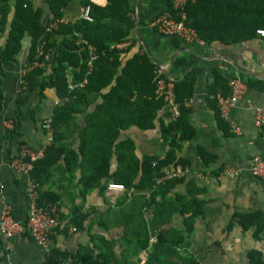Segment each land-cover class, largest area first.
I'll use <instances>...</instances> for the list:
<instances>
[{"label": "trees", "instance_id": "16d2710c", "mask_svg": "<svg viewBox=\"0 0 264 264\" xmlns=\"http://www.w3.org/2000/svg\"><path fill=\"white\" fill-rule=\"evenodd\" d=\"M41 1L47 6L49 23L55 26L45 25L42 9L31 0H0V33L5 34L0 46V112L3 69L15 62L24 38H29L30 47L16 99L17 113L33 94L42 99L51 90L59 100L51 117L52 142L30 175L38 184V203L54 204V198L40 187L60 170L79 172L77 185L82 196L94 190L103 195L109 183L124 187L114 208L97 216V227L109 232L108 237L89 235L88 243L74 253L51 248L45 264H140L141 253L146 255L144 264H175L170 262L173 258L182 264H200L185 257L195 222L203 216L200 191L186 175L157 183L165 172L189 166L178 153L181 144L193 136L186 104L194 97L196 81L177 83L178 117L172 122L166 103L156 94V67L140 53L123 64L128 51L118 46L129 40L134 27L128 0H106L104 8L81 0L83 7H89L91 21L78 18L72 23L62 21L71 0ZM186 9L189 25L207 45L240 44L257 38L256 31L264 29V0H196ZM81 42L93 49L91 69L87 66L90 53ZM84 81L86 84L79 87ZM227 94L226 78L221 80L214 73L205 101L219 121L216 100ZM132 127L144 133L158 127V153L139 155L136 139L126 135ZM113 210L120 220L116 233L109 221ZM72 216L69 223L81 228L86 216ZM173 217L182 219L183 229L164 228L171 225ZM147 219L159 227L154 235ZM235 227L242 233L251 231L253 240L261 241L264 214L234 213L226 231ZM246 257V264H264V248L249 249Z\"/></svg>", "mask_w": 264, "mask_h": 264}, {"label": "crops", "instance_id": "0c3cea01", "mask_svg": "<svg viewBox=\"0 0 264 264\" xmlns=\"http://www.w3.org/2000/svg\"><path fill=\"white\" fill-rule=\"evenodd\" d=\"M92 1L97 6L105 7L106 0ZM128 1L134 27L129 40L122 44V49L128 51L123 56V64L134 54L140 53L166 79L196 81L194 97L186 104L190 111L189 125L193 136L181 144L182 149L178 153L179 157L189 162L186 178L194 180L196 189L200 191L199 198L204 203L203 216L195 222L191 254L203 262L218 260L231 263L240 259L244 262L249 249L264 248V238L255 241L251 231L242 233L235 227L227 232L226 227L234 213L262 211L264 214V179L252 178L248 171L250 159L255 156L264 159V130L253 125L255 108L264 106V38L257 37L231 46L217 43L203 47L189 46L161 37L153 29L155 19L169 9V0ZM32 2L37 6L42 3L40 0ZM81 10V0H71L64 10L62 21L72 23L81 18ZM4 39L5 34L0 33V46ZM24 40L27 44H21L20 52L14 57L15 62L3 69L5 76L1 84L3 99L0 112V183L4 186L0 214L2 203L10 205L13 218L21 225H25L28 214L25 194L28 178L16 173L10 167V161L22 144L34 149L47 146L41 123L52 117L53 109L59 104L54 92L48 90L42 100L36 94L31 95L21 112L17 113L16 99L22 77L27 71L29 51V38ZM214 73L221 80L235 75L245 84V92L229 112L227 122L219 121L206 105V88L213 83ZM230 123L238 127L237 133L230 131ZM126 135L136 139L139 155L158 153V127L145 133L132 127ZM76 146L77 142H74L73 147ZM159 155L162 157V152ZM200 155L203 156V165ZM222 170L237 171V181L213 183L212 178ZM57 175L54 181L51 180L54 176L50 177L40 187L41 192L54 198L58 216L64 225L51 236L49 251L52 248L74 253L88 243L89 235L108 236V232L97 227V216L110 207L113 209L115 200L122 193L110 194L105 191L101 195L94 190L82 196L77 185L80 178L78 171L69 174L60 170ZM73 213L86 216L79 229L69 223ZM180 221L181 218L173 217L172 224ZM73 228L75 231H72ZM6 245L0 234V264H45L49 253L34 244L25 231L9 242L8 250L5 249Z\"/></svg>", "mask_w": 264, "mask_h": 264}, {"label": "built area", "instance_id": "2783aa9c", "mask_svg": "<svg viewBox=\"0 0 264 264\" xmlns=\"http://www.w3.org/2000/svg\"><path fill=\"white\" fill-rule=\"evenodd\" d=\"M95 4L92 0H90ZM189 3H196V0H169V9L162 12L154 21L153 29L157 35L178 40L189 46L203 47L205 43L201 41L196 33V30L188 23L187 5ZM89 7L84 6L81 18L91 21L88 16ZM55 26V25H53ZM258 37L264 38V29L256 31ZM82 45L87 46L86 43L81 42ZM90 53V61L87 66L92 68V62L95 60L93 49L87 46ZM122 49V45L118 46ZM158 76L157 81V97L164 100L166 108L170 112V120L173 122L178 117V105L175 102V88L178 82L169 80L163 77L158 69L156 70ZM86 84L84 81L79 87ZM226 86L228 94L225 97H219L216 100V108L219 119L223 122L228 121L229 112L235 108L238 101L242 98L245 92V84L237 76L232 75L226 78ZM253 125L258 129L264 130V106L256 107L253 112ZM47 132L46 143L47 146L52 142L51 135V119L46 121L43 125ZM229 129L237 133L238 127L230 123ZM34 149L26 144H22L16 155L11 158L10 167L21 175L28 178L25 185V194L28 199V214L25 225H21L12 215V208L6 203H2V210L0 214V234L4 242L7 244L5 249H9V242L17 238L23 231L26 232L32 242L41 246L46 252L49 251V241L52 235L61 230L64 225L58 216V210L55 204L40 205L38 203L37 189L38 184L30 177L34 168V163L43 157L45 148ZM154 165V163H153ZM248 171L252 178L264 179V159L255 156L250 159L248 163ZM187 169L181 168L174 171L165 172L163 177L157 179V183L163 180L182 177L186 174ZM238 172L233 170H222L212 178L213 183L221 181H237ZM124 191V187L120 184L109 183L106 187V192L110 194H118ZM4 194V186L0 183V199L2 200ZM158 200V198H157ZM75 231V228L72 229ZM154 241V238L151 239ZM142 264L144 262L142 261Z\"/></svg>", "mask_w": 264, "mask_h": 264}, {"label": "rangeland", "instance_id": "374dc122", "mask_svg": "<svg viewBox=\"0 0 264 264\" xmlns=\"http://www.w3.org/2000/svg\"><path fill=\"white\" fill-rule=\"evenodd\" d=\"M32 1V0H31ZM37 1H39V0H37ZM41 1V0H40ZM42 2V1H41ZM34 5H35V3L34 2H32ZM36 7H38L37 5H35ZM39 8L40 9H42V12H43V22L45 23V25L47 24V26L48 27H52L53 26V24H51V23H49V19H50V16H49V13H48V9H47V6L44 4V3H41V5L39 6ZM81 13H82V10H81ZM80 17H81V15H80ZM63 21H64V19H63ZM21 44L22 45H24V46H26V44H27V42H26V40H22V42H21ZM28 46L30 47V41H28ZM16 60V59H15ZM46 60H48V62L50 63V61H51V58H49L48 56L46 57ZM36 96H37V94H36ZM37 98H38V96H37ZM39 100H42V99H40V98H38ZM51 118H49V119H46V120H44V122L43 123H41V129L43 130V133H44V136H45V139H47V132H46V130L44 129V127H43V125H44V123L46 122V121H48V120H50ZM50 131H51V135H52V129H50ZM72 143V142H71ZM58 172L57 173H54L51 177H53V178H51V180L52 181H54L55 180V178H57L58 177ZM150 213H151V211L149 210V212H148V214H147V216L148 215H150ZM107 221H108V219H106ZM109 221H110V224H111V229H112V231H115V233L118 231V226H119V223H120V220H119V217H118V213H117V211L116 210H113L111 213H110V216H109ZM147 222L149 223V227H150V231H151V235H154L155 234V232H157V230L159 229V227L158 226H156V225H152L151 223H150V220L149 219H147ZM173 224L171 223V225H165L164 226V228L165 229H168L169 227H172V228H177V229H183V224H182V219H181V221L179 222V223H177V224H175V225H173ZM175 226V227H174ZM107 235L109 236L110 235V233L108 232L107 233ZM193 235H194V233L192 234V236H191V238H190V243H191V248L189 249V250H187V252H186V255H185V257H188V258H192V259H195L193 256H192V249H193ZM107 236V237H108ZM154 236H152V238H153ZM196 247V246H195ZM117 250L119 251L120 249L119 248H117ZM140 257H141V259H142V261L143 262H145L146 261V255L144 254V253H141L140 255H139ZM198 261V260H197ZM170 262H173V263H175V264H182L179 260H177V259H175V258H173V259H170ZM200 264H246V261H241V259L240 260H235V261H232L231 263L228 261V262H225V261H218V260H216V261H210V262H203V261H198ZM140 264H142V262L140 263Z\"/></svg>", "mask_w": 264, "mask_h": 264}]
</instances>
